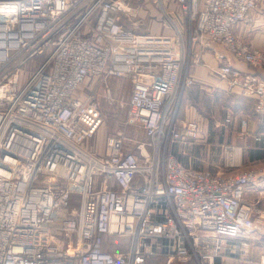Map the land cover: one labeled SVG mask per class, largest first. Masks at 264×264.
I'll return each mask as SVG.
<instances>
[{
  "label": "built area",
  "instance_id": "2783aa9c",
  "mask_svg": "<svg viewBox=\"0 0 264 264\" xmlns=\"http://www.w3.org/2000/svg\"><path fill=\"white\" fill-rule=\"evenodd\" d=\"M174 1L196 30L192 43H219L255 69L214 71L264 114V48L232 30L261 0ZM127 4L0 0V264H233L238 253L242 264H264L248 256L251 234H264V165L246 164L234 144L218 170L171 153L168 144L199 138L196 120L180 117L181 83L194 84L199 55L179 32L126 26ZM97 76L132 82L125 129L107 136L101 155L88 142L104 113L80 88ZM132 126L148 138L131 136ZM248 126L241 119L243 135Z\"/></svg>",
  "mask_w": 264,
  "mask_h": 264
},
{
  "label": "crops",
  "instance_id": "0c3cea01",
  "mask_svg": "<svg viewBox=\"0 0 264 264\" xmlns=\"http://www.w3.org/2000/svg\"><path fill=\"white\" fill-rule=\"evenodd\" d=\"M171 2L175 1L167 0V9H170L168 3ZM183 17L182 21H175L173 33L179 32L182 35L185 49L198 53L199 60L192 63L189 69V73L195 80L194 84L183 87L181 83L180 117L195 119L202 133H206L208 127L213 130L230 128L231 130L225 135L228 140H224L222 146L226 144L242 146L245 163L256 161L264 163V114L256 113L255 98L229 91L225 88V82L214 71L216 67L224 63H232L245 70L255 69L235 59L228 49L219 43L214 42L211 47H202L192 43L191 33L194 34L196 30L193 28L191 31L188 18L184 13ZM232 30L244 41L264 48V0H261L252 10L248 20L234 24ZM256 71L264 76L263 68L256 69ZM182 104L185 106V111L181 110ZM203 105L213 107L215 111L201 112ZM228 113L232 115V120L226 123L225 118ZM243 118L247 119L249 124L246 135L241 133V119ZM250 258L263 261L264 253L258 257L253 255Z\"/></svg>",
  "mask_w": 264,
  "mask_h": 264
},
{
  "label": "rangeland",
  "instance_id": "374dc122",
  "mask_svg": "<svg viewBox=\"0 0 264 264\" xmlns=\"http://www.w3.org/2000/svg\"><path fill=\"white\" fill-rule=\"evenodd\" d=\"M127 2V11L122 13V18L126 26L136 31L173 33L175 21H182L184 18L183 13L175 2L168 3L169 10H171L169 13L161 11L152 0H127ZM44 57L45 54H42L31 59L25 66V70L28 68L35 69L43 61ZM23 81H25V77ZM80 88L83 93L95 96L98 99L104 113L102 127L96 136L88 142V148L95 154L101 155L104 153L107 136L118 130L125 129L127 105L132 92V82L127 76L109 77L107 79L97 76L88 79ZM202 108L204 111L200 109L201 112L215 111L213 107L210 108L207 105H203ZM181 110L185 111L183 104L181 105ZM229 130L231 129L218 128L217 130H213L211 127H208L206 133H199V138L188 142H172L168 144V149L186 165L203 169H223L225 153L222 145L224 144V140H228L225 135H227ZM127 133L141 140L148 138L143 129L135 126L127 129ZM127 146L128 148H132V144H128ZM250 163L246 162V164ZM255 163L264 165L263 162L259 163L256 161ZM251 235L248 256L253 257L254 255L258 257L264 253V234L252 233ZM126 247L127 244L119 245V248L122 250H125ZM240 255L241 253H238V258L232 262L233 264H242ZM172 264L180 263L174 261ZM188 264L197 263L191 261Z\"/></svg>",
  "mask_w": 264,
  "mask_h": 264
}]
</instances>
